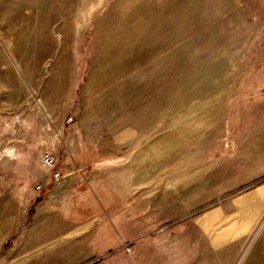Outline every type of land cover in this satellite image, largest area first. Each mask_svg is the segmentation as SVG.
<instances>
[{
    "label": "rangeland",
    "instance_id": "obj_1",
    "mask_svg": "<svg viewBox=\"0 0 264 264\" xmlns=\"http://www.w3.org/2000/svg\"><path fill=\"white\" fill-rule=\"evenodd\" d=\"M144 263L264 264V0H0V264Z\"/></svg>",
    "mask_w": 264,
    "mask_h": 264
},
{
    "label": "crops",
    "instance_id": "obj_2",
    "mask_svg": "<svg viewBox=\"0 0 264 264\" xmlns=\"http://www.w3.org/2000/svg\"><path fill=\"white\" fill-rule=\"evenodd\" d=\"M89 195V194H88ZM86 197V196H85ZM89 197V196H88ZM78 197H76V199H78ZM78 201V200H77ZM76 201V202H77ZM94 203V202H93ZM134 205H135V202H134ZM118 210V211H117ZM117 210L113 211L111 208L109 211H106L104 212V214L102 216H97L95 215L93 218H95V220H97V224H100L103 226V229H102V232L104 234H107L109 237V240L106 241V243L108 244H115L116 242L118 241H122V242H125L126 240L129 239V236H130V233L132 232L133 234H136L142 227H140V223L139 221L137 220V216H135V209H134V206L133 204L130 205V206H125L124 208H117ZM119 212H125L123 214L120 213V215H117ZM111 217H113L114 219L117 220V222H125L127 221V226H129L128 230L127 231H124L125 233V240L120 236L118 235V238L114 236L113 234V231H112V228H111V225L107 223V219H109L110 223L113 224V225H116L114 224L113 222H111ZM106 220V221H105ZM86 226L88 227L89 226V223H85ZM121 225V224H120ZM134 240V239H133ZM145 264V263H144Z\"/></svg>",
    "mask_w": 264,
    "mask_h": 264
},
{
    "label": "built area",
    "instance_id": "obj_3",
    "mask_svg": "<svg viewBox=\"0 0 264 264\" xmlns=\"http://www.w3.org/2000/svg\"><path fill=\"white\" fill-rule=\"evenodd\" d=\"M42 164L45 168L50 170L52 172V178L54 181H61L65 178L66 175L62 174V172L56 170V162L55 159L50 152H44L42 154ZM37 189H39V186L37 185Z\"/></svg>",
    "mask_w": 264,
    "mask_h": 264
}]
</instances>
